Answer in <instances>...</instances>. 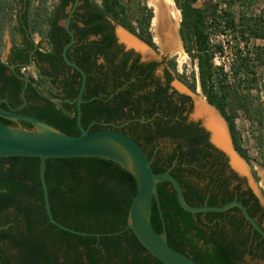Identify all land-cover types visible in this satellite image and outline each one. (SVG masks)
Returning <instances> with one entry per match:
<instances>
[{"label":"trees","instance_id":"trees-1","mask_svg":"<svg viewBox=\"0 0 264 264\" xmlns=\"http://www.w3.org/2000/svg\"><path fill=\"white\" fill-rule=\"evenodd\" d=\"M5 1L0 0V49L4 29L12 20L6 9L12 11L17 4L11 0L10 5H5ZM174 1L182 15L180 35L185 51L198 61L202 92L222 114L236 150L249 162L237 120L242 112L258 124L264 122L262 101L255 94V69L264 66V46L260 52L236 51L230 71H226L214 64V57L223 52V45H212L211 36L229 33L240 39L241 44L250 40L264 42V16L236 22L231 13H221L217 4L197 9L194 7L197 0ZM23 5L28 7L25 18L32 33L40 32L48 38L50 26L65 32L56 25L58 20L52 23L51 7L45 6L41 14L32 16V1L25 4L22 0ZM97 10L90 13L86 28L75 26L81 39L101 38L82 43L81 54L76 57L88 76L82 105L84 128L90 133L116 129L129 135L147 154L155 173L170 172L178 179L190 206L222 207L238 200L262 226L264 221L257 218L258 210L252 206V192L230 171L200 126L189 122L190 98L169 93L168 87L160 85L153 72H148V69L154 71L157 64L146 67L139 65L138 60L130 64L131 55L117 47L112 27L105 19L110 17L156 48L150 32L153 10L142 3L130 14L123 0H104L102 8ZM99 57H104V63L99 66L89 63L91 58ZM17 61L26 62L24 52L18 51L6 63L0 60L1 108H12L41 119L66 135L79 136L76 105L81 74L78 73V89L72 91L60 86L63 82L70 83L59 76L50 79L40 74L37 80L27 78L23 107L22 78L26 76L11 71ZM171 68L175 70L173 63ZM188 85L195 91L194 85ZM4 100L8 103H3ZM1 121L9 127L34 130L28 122L3 118ZM163 140L172 143L169 152L159 146ZM39 170L38 158L0 159V264H162L131 230H126L139 188L133 174L117 163L100 158L47 160L46 179L53 217L73 230L102 235L85 237L49 222ZM158 190L171 247L198 264H246V255L264 261V237L252 228L238 208L220 214H191L180 207L170 183H160ZM152 224L158 233L162 232L156 200Z\"/></svg>","mask_w":264,"mask_h":264},{"label":"water","instance_id":"water-1","mask_svg":"<svg viewBox=\"0 0 264 264\" xmlns=\"http://www.w3.org/2000/svg\"><path fill=\"white\" fill-rule=\"evenodd\" d=\"M123 32L129 35L133 40L138 39L131 33L121 28ZM67 30L74 39L73 33L67 24ZM118 38V37H117ZM121 44L120 39L118 38ZM71 44L64 49V59L70 66L77 69L82 75V84L77 98V126L81 134L79 136H69L57 130L49 123L33 116L18 113L9 108L5 110L0 106V159L13 157H33L40 160L39 178L43 189L45 209L48 220L54 226L78 236L101 237V234L84 233L73 230L57 222L52 214L49 187L46 179L47 160L49 159H72V158H100L117 163L122 168L133 174L138 181V192L131 205L126 230H131L138 241L145 249L162 264H198L189 256L174 249L167 241V226L163 215L161 201L159 198L158 185L160 183H170L176 192V197L180 207L191 214L202 213H224L232 208H238L245 220L262 237H264L263 227L254 219L245 205L234 200L222 207H193L190 206L184 196L183 188L178 179L170 172L155 173L152 162L147 154L129 135L116 129H106L90 133L84 128L82 123L84 103L83 96L87 84V75L78 65L72 63L67 56V50ZM25 80L24 78H22ZM180 93V92H179ZM24 94V93H23ZM192 99L193 107L188 113L189 122L195 123L208 136L209 144L214 147L228 164L230 171L234 172L241 179L245 175V165L247 162L236 150L229 126L222 114L212 106L208 101L199 103L197 97L187 92ZM24 105L26 100L23 95ZM7 103L6 101H4ZM209 110L200 112V107ZM215 116L218 122L212 118ZM1 118L15 122H28L34 126V130L24 129L22 126L17 128L5 125ZM220 124L219 127L218 124ZM217 129L222 130L224 139L228 141V148L225 150L216 134ZM235 156L244 166L240 171L232 163V157ZM156 200L159 215L163 224V230L158 233L152 224L153 203ZM118 233H115L117 235Z\"/></svg>","mask_w":264,"mask_h":264},{"label":"rangeland","instance_id":"rangeland-1","mask_svg":"<svg viewBox=\"0 0 264 264\" xmlns=\"http://www.w3.org/2000/svg\"><path fill=\"white\" fill-rule=\"evenodd\" d=\"M57 0H47V3H44V0H33V7L31 14L34 16L41 14L43 9L47 6L51 7L52 2ZM127 1V0H126ZM162 1L165 11L166 17L170 24L177 23L174 21V14H179V26H178V34L177 38L179 41V49L177 52H167L165 53L162 47L159 45L158 36H157V27H156V2ZM17 4L14 9L11 11L6 9V12L10 14L12 20L8 21L2 36V46L0 49V60L2 62H8L10 53L12 48L17 41L15 38V33L13 31V27L17 25L16 19L18 13L22 8V0H16ZM130 3V8L135 9L137 5L142 3H147L148 7L153 9L155 12L154 20H153V37L156 42L157 52L151 51V49L147 50L142 45L133 40L129 35L122 31L123 28L120 25L116 26V33L126 35L131 40L138 44L136 48L135 46L131 47L137 50L140 53L144 60L153 59L158 61L160 66L157 69V74L161 75V72L168 67H171V63L175 65V70L171 68L173 74V83L172 87L180 92L181 94H186L187 92L191 93L194 97H197V100H201L205 103L207 99L205 98L201 86H200V78H199V68L198 61L189 56V54L185 51L183 42L181 40L180 29H181V21L182 15L181 11L177 7L174 0H128ZM138 2V3H137ZM208 0H197L195 6L203 7ZM214 3H217L219 6V11L229 12L235 18L236 22H239L243 18H253L264 16V0H216ZM11 0H6L5 5H10ZM135 4V8L134 5ZM133 7V8H132ZM133 11V10H132ZM134 12V11H133ZM131 12V14H133ZM174 21V22H173ZM41 31H45V28H41ZM40 37H42V33H40ZM38 41L40 38L35 36L34 38ZM212 45H223V52L217 53L214 57V64L216 67H224L226 71H230V66L235 60L236 51H246L249 49L251 51L258 50L260 52L261 48L264 46L263 41H254L250 40L248 43L244 42L241 44L240 39H236L233 34H225L219 36H211ZM121 43H125L122 41ZM239 43V49L238 47ZM127 45V43H125ZM149 53H148V52ZM149 54V56H148ZM151 54V55H150ZM25 74H28V70L23 71ZM257 76V91L255 94H259L263 109H264V66H259L255 69ZM194 85L195 91H193L190 86ZM238 131L242 137L243 148L247 151L250 161H246L247 165H245V175L241 179L242 185L244 188H250L253 192L260 198L262 204H264V122L262 124H258L255 121L250 120L245 114L242 112L239 114V118L237 120ZM159 146L164 149V152H169L172 149V143L169 140H163L159 142ZM244 168V166L242 165ZM264 227V223H263ZM244 261L246 264H264V261L260 259H254L253 257L246 255L244 257Z\"/></svg>","mask_w":264,"mask_h":264},{"label":"flooded vegetation","instance_id":"flooded-vegetation-1","mask_svg":"<svg viewBox=\"0 0 264 264\" xmlns=\"http://www.w3.org/2000/svg\"><path fill=\"white\" fill-rule=\"evenodd\" d=\"M31 1L33 2V0H24V3L27 4ZM214 1H216V0H208V2L203 7H197L195 5H194V7L197 9H207L214 4H217V3H214ZM103 2H104V0H57L55 2H52L51 8H50L52 11L51 15L53 18L52 23H56V21L58 20V22H57L58 24H56V25H58L60 28L64 29L65 32H62L63 30L60 32L56 28H53L50 26V28H49L50 33H49L48 38H44L43 36L40 37L41 36L40 32L32 33V30L27 26V21L25 18L26 14L28 13V7L26 5L22 6L21 11L17 15V19H16L17 25L15 26V31H14L15 38L17 40L16 41V47L14 46L12 48L9 60L11 58L12 59L15 58L18 51H22L25 54L26 62L17 61L11 67V71H13L15 73L20 71L22 74H24L26 76L24 78L25 80H23L25 82V87L23 90L24 94H25V90L28 87V82H29L27 78L31 77V78H34L35 80H37L39 78L38 76L40 74H44L47 78H50V79H51V77H54V76H59L62 79L63 78L68 79V82L70 83L69 85H66V82H63L62 85H60V86L62 88H66V86H67V89L70 91L78 89V82H79L78 73L79 74H81V73L77 69H75L74 67L67 64V62L65 61L64 56H63L64 49L69 44H71L67 50L68 59L72 63L78 65L81 69H83L79 65V63L76 59V57L81 54L80 53V47L82 46L81 44L85 43V42L90 43L93 41H99V40H101V38L91 36V37L87 38L86 40L81 39L78 36V33L76 31L75 26H77L78 28H86V26H87L86 21L89 20V18L91 16L90 13L98 12L97 8L98 7L102 8ZM123 2L125 4V6L127 7V9L129 10V12H132V10H134V9L130 8L131 5L128 2V0L127 1L123 0ZM66 3H67V5H66ZM133 6L135 8V4ZM153 14H155L154 11H153ZM32 16H31V18H32ZM65 16H66V18H65ZM28 18H30V14L28 15ZM154 18H155V16L152 19L151 28H150V32L152 34V37H153V33H152L153 27L152 26H153ZM105 19H106V21H108V23L112 27V34L115 37L117 47H119L124 52V54L131 55L130 64H132L135 60H138L139 65H144L146 67L149 65H153V64H157L158 67L160 66L159 62L155 61L153 59H149V60L145 61L143 56L140 53H138L136 49L131 48L133 46H129L130 48H128L125 43L120 44L118 41V38H117L118 37L117 33H116V26L118 24L116 22H114L110 17L106 16ZM68 23H69V29L74 35L73 40H72V37L69 34L68 30H67V24ZM174 23H172V24H174ZM134 24L136 25L135 22H134ZM126 31L129 32L128 30H126ZM129 33H131V32H129ZM131 34L138 39V41L137 40H135V41L137 43H139L140 45H142L144 48H146L147 50L151 49V51L157 52V46H156V48H153V47L149 46L147 43H145L144 41H142L135 34H133V33H131ZM176 34H178V31ZM66 35H68L69 38H67ZM35 36L39 37L40 39L38 41H36L34 39ZM119 37H120V34H119ZM120 39H121V37H120ZM121 40L124 41L123 39H121ZM153 42L156 45L154 37H153ZM136 48H138V47H136ZM148 56H149V54H148ZM104 60H105L104 57L91 58L89 63L92 65L99 66L100 64L104 63ZM158 67L155 68L154 71L151 69H148V72L149 73L153 72L154 78L159 79L160 85L164 88H166V87L169 88V93L176 92L181 97L190 98V103L188 104V108H189L188 110L191 111V109L193 107L191 97H189L188 95H184V94L181 95V93H179L177 90H175L172 87L173 74L171 71V67L168 65V67H166L163 70V72H161V75L157 74ZM24 70H28L29 73L25 74L23 72ZM84 72H85V70H84ZM86 75H87V73H86ZM169 76L172 77L171 78L172 80H170ZM87 79H88V76H87ZM81 84H82V82H81ZM80 88H81V86H80ZM85 90H86V88H85ZM79 91H80V89H79ZM4 101H2V102L5 103ZM245 189L250 190L252 192V195L254 196V199L252 200V206L254 207V209L258 210V217L257 218L260 220L262 219L264 221V204H262L260 198L253 192L252 189H250V188H245ZM262 227H263V225H262ZM263 229H264V227H263Z\"/></svg>","mask_w":264,"mask_h":264},{"label":"bare ground","instance_id":"bare-ground-1","mask_svg":"<svg viewBox=\"0 0 264 264\" xmlns=\"http://www.w3.org/2000/svg\"><path fill=\"white\" fill-rule=\"evenodd\" d=\"M156 27H157V36H158V42L159 45L162 47L163 51L165 53L167 52H177L179 47V41L177 38V30H178V26H179V14H174V21H176L177 23L174 24H170L168 22V19L166 17V11H165V7L162 3V1H157L156 2ZM122 32H120V37L121 39H123L124 41H126L125 43H127V47L130 48L129 46H135L137 47L138 44H135L129 37H127L126 35L121 34ZM119 34H117L118 38ZM120 39V41L122 42V40ZM199 103H203V101L198 100ZM199 111L201 112H205V111H209L203 108V106L200 107ZM211 114V112H210ZM212 115V114H211ZM212 118L215 120V123L218 122L215 116L212 115ZM219 127L220 124L217 123ZM222 128V127H221ZM216 134L218 135V140L220 141L222 147L227 150L228 148V141L226 140V138L224 139V134L222 132V130L217 129ZM232 163L234 164V166H236L240 171H242L241 169H243L242 167V163L235 157H232Z\"/></svg>","mask_w":264,"mask_h":264}]
</instances>
